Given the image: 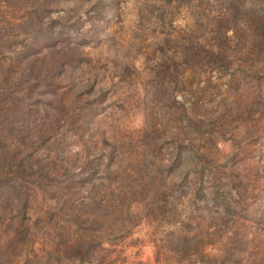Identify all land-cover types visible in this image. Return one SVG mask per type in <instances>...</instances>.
I'll return each mask as SVG.
<instances>
[{
	"label": "rangeland",
	"instance_id": "obj_1",
	"mask_svg": "<svg viewBox=\"0 0 264 264\" xmlns=\"http://www.w3.org/2000/svg\"><path fill=\"white\" fill-rule=\"evenodd\" d=\"M264 0H0V264H264Z\"/></svg>",
	"mask_w": 264,
	"mask_h": 264
},
{
	"label": "trees",
	"instance_id": "obj_2",
	"mask_svg": "<svg viewBox=\"0 0 264 264\" xmlns=\"http://www.w3.org/2000/svg\"><path fill=\"white\" fill-rule=\"evenodd\" d=\"M259 27L264 28V10L260 12V16L258 18Z\"/></svg>",
	"mask_w": 264,
	"mask_h": 264
}]
</instances>
